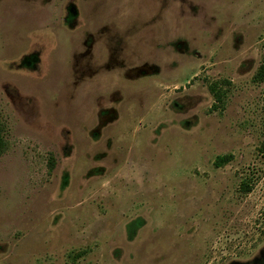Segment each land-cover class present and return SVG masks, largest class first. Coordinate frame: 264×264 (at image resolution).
<instances>
[{
	"label": "rangeland",
	"instance_id": "obj_1",
	"mask_svg": "<svg viewBox=\"0 0 264 264\" xmlns=\"http://www.w3.org/2000/svg\"><path fill=\"white\" fill-rule=\"evenodd\" d=\"M263 55L264 0H0V264H264Z\"/></svg>",
	"mask_w": 264,
	"mask_h": 264
},
{
	"label": "trees",
	"instance_id": "obj_2",
	"mask_svg": "<svg viewBox=\"0 0 264 264\" xmlns=\"http://www.w3.org/2000/svg\"><path fill=\"white\" fill-rule=\"evenodd\" d=\"M252 81L255 83H262L264 82V55L262 57V60L257 67L255 73L252 76ZM209 90L212 93L213 97L217 102L222 101V92L220 89H218L215 85H209ZM4 139L2 137V132L0 128V152L4 149ZM260 151L264 155V142L261 143L260 145ZM230 160V156L224 155V156H217V158L214 161V166L220 167L227 163ZM240 188L243 192H249L250 191V186L249 183L246 181H242L240 183Z\"/></svg>",
	"mask_w": 264,
	"mask_h": 264
}]
</instances>
